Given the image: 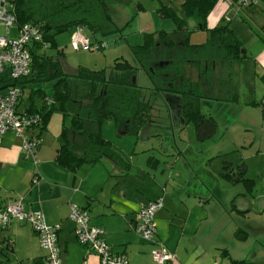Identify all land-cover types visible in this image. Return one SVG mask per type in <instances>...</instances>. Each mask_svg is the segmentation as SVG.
Masks as SVG:
<instances>
[{
    "label": "rangeland",
    "instance_id": "1",
    "mask_svg": "<svg viewBox=\"0 0 264 264\" xmlns=\"http://www.w3.org/2000/svg\"><path fill=\"white\" fill-rule=\"evenodd\" d=\"M183 1L109 0L112 20L118 30L106 35H97L106 42L105 48L74 50L70 41L76 28H72L57 34L56 48H48L44 52L55 56L57 50H62L61 68L63 73L69 75L75 74L79 66L90 69L102 68L108 75L115 59L122 58L129 61L136 68V84L143 89L145 98L151 105L149 122L137 135L119 134L114 119L106 118L101 132L129 164V171L122 179L126 181L130 193H136L135 188L139 187L149 194L155 192L160 193L161 196L165 193L174 194L178 186L183 184L186 193H205L199 182L204 183L214 194L204 206L208 216L204 218L201 229L208 232L207 238L215 242L221 240L223 247L233 258H248L250 261L258 260L257 262L264 264V250L253 256L252 247L258 245L260 239L255 229L252 230V225H249L251 229L247 230L249 236L245 240L234 237L237 228L242 229L243 226L240 224V217L236 214L232 200L237 196V190L242 189L243 186L241 184L232 186L219 175L224 160L233 164L239 163L241 159L246 160L250 166L249 176H254L264 165V156L255 157V151L259 148L264 150V135L258 121L260 117L243 103L229 101L232 94H240L243 102L247 99L248 95L243 90L246 78L247 81L250 80L247 77V69L240 71L233 66L234 64L217 61L211 98L201 99L202 112L211 114L215 118L217 128L211 138L198 141L192 123L183 124L180 116L168 108L163 96L149 97L152 84L132 54V47L143 45L149 34L156 35L160 31L174 30L176 25L172 18L161 16L158 9L162 5L179 7ZM204 23L205 26L202 28L197 14L190 15L187 20L189 43L207 42L211 39V28L226 25L240 40L243 50L248 53L254 47L252 45L258 43L261 36H264L262 31L264 28L261 27L264 24V2L258 1L255 8H241L240 11L235 12L234 7H231L227 0H215L205 16ZM17 25L18 23L15 22L11 28V37L16 36ZM0 32L3 34V27ZM82 33L89 36L88 31L83 27ZM185 74L192 81L199 79L197 70L193 67H187ZM3 80H6V77L0 73V90L5 83ZM52 83V80H36L24 86L20 108L30 107L33 111L42 112L44 94L50 93ZM35 89H42L45 93L41 90L33 92ZM69 122L70 117L56 106L50 114L44 116L40 125L29 129L38 135L41 145V152L36 154L35 161L27 158L33 172H37L34 167L39 169L43 166L46 174L51 175L50 169L58 167L52 162V157L57 146L62 143V128L68 126ZM19 147L21 155L25 158L21 142ZM150 157L158 160L156 169H153L155 163L149 161ZM257 159H261L260 165ZM90 165H81L78 173L85 171L91 167ZM100 165L115 175L126 173L107 158L96 164L98 167ZM38 178L34 184L42 181L45 196L49 197V192H52V183L49 180L52 177ZM260 236L264 238V235ZM3 254H0V264L20 263L10 252L7 256ZM24 264L30 262L25 261ZM246 264L253 263L247 261Z\"/></svg>",
    "mask_w": 264,
    "mask_h": 264
},
{
    "label": "trees",
    "instance_id": "2",
    "mask_svg": "<svg viewBox=\"0 0 264 264\" xmlns=\"http://www.w3.org/2000/svg\"><path fill=\"white\" fill-rule=\"evenodd\" d=\"M214 1L184 0L174 8L162 5L158 12L172 18L176 25L174 30L149 34L143 45L132 47L133 57L152 84L149 97L163 96L168 108L180 116L183 124L192 123L198 141L211 138L217 128L215 118L201 110V99L211 98L216 62L246 56L240 40L226 25L211 28V39L207 42L189 43L188 18L197 14L203 28ZM13 4L18 25L26 22L39 25L49 48H56L55 37L68 29L83 27L91 39L99 42L102 40L97 35L118 30L112 20L109 0H14ZM62 54V50H57L55 56L47 55L36 45L31 74L20 83L24 88L32 81L52 80L50 93L44 94L43 111L38 113L44 120L57 106L70 117L69 125L63 126L61 131L62 143L56 149V163L74 172L83 164L107 158L122 172L128 171V162L102 136L101 128L106 118H113L119 134L137 135L148 124L151 105L143 89L136 84V68L126 59L117 58L108 75L102 68L85 66H79L75 74L69 75L62 71ZM187 67L197 70V81L186 76ZM40 90L45 93L42 89L33 92ZM237 100V95L232 94L229 101ZM27 110L33 111L30 107ZM150 158L149 161L158 163L157 159ZM245 171L243 163L231 167L223 162L220 177L231 184L242 183L250 193L254 182L245 177ZM234 237L245 240L247 233L237 228ZM243 263L244 260L231 259V264Z\"/></svg>",
    "mask_w": 264,
    "mask_h": 264
},
{
    "label": "crops",
    "instance_id": "3",
    "mask_svg": "<svg viewBox=\"0 0 264 264\" xmlns=\"http://www.w3.org/2000/svg\"><path fill=\"white\" fill-rule=\"evenodd\" d=\"M227 1L232 7V0ZM258 1L264 2V0ZM257 4L258 2L247 8H255ZM261 27L264 28V24ZM252 46L254 47L250 52L245 51V58L224 61L234 64L233 66L240 71L247 69V77L250 80L247 81L246 78L243 90L248 97L243 102L240 94H236L237 102L252 108V112L260 117L258 121L264 135V36H261L260 41ZM252 101L259 104H249ZM26 134H34V132L29 130ZM20 142L22 144V137L14 132H7L1 139L0 203L21 200L25 209L41 211L48 224H58L60 229L57 233V243L62 264H100L97 255L87 246L79 244L75 238L74 223L69 217L72 204L87 210L90 224L104 230L105 240L112 251L124 254L129 264H154L151 252L157 243L175 254L172 264H231V259L244 260L243 264L247 261L261 264L257 262L258 260L233 258L223 247L221 240L215 242L207 238L208 232L201 229L204 218L208 216L204 206L214 194L204 183L199 182L205 193H186L184 192L185 184L179 185L174 194L165 193L162 196L156 192L149 194L139 187L135 188L136 193H130L126 181L122 179L129 170L120 177L102 168L101 165L96 166L99 164L97 162L91 164L87 171L78 173L77 169L71 172L56 163L57 148L52 162L58 167L52 166V170L49 171L52 176L46 174L43 166L39 169L34 167L37 172H33L27 157L24 158L21 155ZM38 152H41V145ZM260 156H264V150L259 148L255 151V157ZM260 160L257 159L259 165ZM223 162L229 163L231 167L243 163L246 169L245 177L254 182L249 193L242 183L231 184L223 179L232 186L239 184L243 186L242 189L237 190V196L233 198L232 205L236 211L244 213L236 212L244 228L242 229L246 230L247 237L249 225H252V230L255 229L257 235L259 234L258 245L252 247L254 256L255 253L258 254L260 250H264V238L260 236L264 235V165L254 176H249L250 166L246 160L241 159L236 164L227 160ZM158 163L153 166V169L157 168ZM35 174L38 177L42 176L43 179L52 177L49 180L52 183V192H49V197L45 196L42 181L37 184L32 182ZM157 197H162L163 207L155 214L157 230L155 242H146L134 232L132 225L140 206ZM223 250H226L228 254H225ZM9 252L20 262L19 264H24L25 261H29L30 264H44L46 257V251L41 248L36 233L27 223L13 222L9 228H0V254L5 253L7 256Z\"/></svg>",
    "mask_w": 264,
    "mask_h": 264
},
{
    "label": "built area",
    "instance_id": "4",
    "mask_svg": "<svg viewBox=\"0 0 264 264\" xmlns=\"http://www.w3.org/2000/svg\"><path fill=\"white\" fill-rule=\"evenodd\" d=\"M258 0H232L235 12L256 4ZM16 22L12 0H0V73L6 77L0 90V143L7 132H14L22 137V150L27 158L36 159L40 141L35 134H26L32 128L41 124L42 118L38 112L20 108L19 103L24 93L20 84L29 78L32 71V52L36 45L40 49L49 48V42L44 40L39 25L26 22L17 25L16 36L11 37V28ZM71 47L74 50H101L107 46L104 41H96L82 33V27H77L72 33ZM35 163V162H34ZM35 174L32 182L38 181ZM163 207L162 197L148 201L140 206L132 229L139 238L146 242H155V214ZM70 219L74 223V234L77 242L87 246L94 252L100 264H129L124 254L115 253L105 240L102 228L90 224L88 212L74 204L70 206ZM13 222L27 223L36 233L41 248L46 251L44 264H62L60 248L57 243L58 224L50 225L39 210H27L21 200L0 203V228H7ZM154 264H172L175 254L157 243L151 252Z\"/></svg>",
    "mask_w": 264,
    "mask_h": 264
}]
</instances>
